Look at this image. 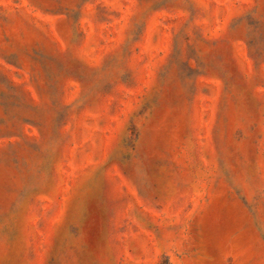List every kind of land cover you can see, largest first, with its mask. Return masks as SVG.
Segmentation results:
<instances>
[{
    "label": "rangeland",
    "instance_id": "374dc122",
    "mask_svg": "<svg viewBox=\"0 0 264 264\" xmlns=\"http://www.w3.org/2000/svg\"><path fill=\"white\" fill-rule=\"evenodd\" d=\"M0 264H264V0H0Z\"/></svg>",
    "mask_w": 264,
    "mask_h": 264
}]
</instances>
